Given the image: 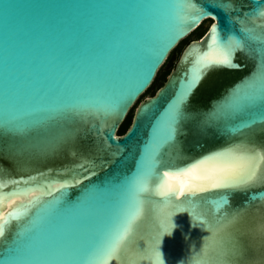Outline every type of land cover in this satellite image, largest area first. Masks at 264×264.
<instances>
[{"label":"water","instance_id":"95a60500","mask_svg":"<svg viewBox=\"0 0 264 264\" xmlns=\"http://www.w3.org/2000/svg\"><path fill=\"white\" fill-rule=\"evenodd\" d=\"M262 12L264 0H0V178L23 181L0 185L16 193L0 216L20 213L0 264H264V198L253 195L264 164L237 189L193 192L209 181L174 175L264 150ZM237 41L231 63L204 69L178 103L204 58ZM168 184L177 189L165 196Z\"/></svg>","mask_w":264,"mask_h":264},{"label":"snow or ice","instance_id":"6c2138e0","mask_svg":"<svg viewBox=\"0 0 264 264\" xmlns=\"http://www.w3.org/2000/svg\"><path fill=\"white\" fill-rule=\"evenodd\" d=\"M261 17H264V12L259 14ZM212 43L216 42V33H215V26H213V31L210 37ZM242 47L241 42L237 41L234 47H227L224 51L220 54L219 58H213L210 54L205 57L204 59L210 61L211 63H203L200 67L197 68L196 72L192 75L191 79L185 86L187 91H183L179 98L178 103H182L184 97L188 94V92L196 86L198 81L200 80L204 69L210 67L212 64L215 65H228L231 63V55L235 48ZM146 86V84H145ZM142 90V89H141ZM82 102V101H81ZM81 102H73L68 104L67 106H76L78 103ZM94 103H100L93 101ZM225 153H218L214 156L207 157L203 160H199L195 163H192L190 166L178 169L174 175L179 177L183 175L193 176L195 179L206 180L209 181L206 185H194L190 191L193 192H207L215 189H237L246 184L251 183L252 180L255 179L257 176V172L260 169V165L264 164V150L256 149L254 151H246L236 154L229 150L228 155V162L223 166H213L211 168L206 167L209 160H217L224 157ZM204 171L207 174L201 176L200 173ZM23 181L17 180H4L0 178V185L8 186L9 184H20ZM167 190L163 192V195L167 196L172 192H175L177 189V185L168 184ZM182 194V193H181ZM16 195L15 192L13 193H0V206H2L10 196ZM256 198H264V193H254L253 194ZM20 216V213L17 212H10L7 216H0V238H2L5 234V225L9 224L11 220H16ZM11 218V219H10ZM135 221H133V224ZM131 235V230L127 232L125 235L123 232L115 237L108 248V254L111 256V253H119L126 245L127 240ZM158 256V252H157ZM114 258V257H112ZM102 264H106V262H102Z\"/></svg>","mask_w":264,"mask_h":264},{"label":"rangeland","instance_id":"374dc122","mask_svg":"<svg viewBox=\"0 0 264 264\" xmlns=\"http://www.w3.org/2000/svg\"><path fill=\"white\" fill-rule=\"evenodd\" d=\"M211 24V21H206L201 28L205 31H207L209 25ZM193 37H188V40H193ZM186 46V44H184L183 46H181V49L179 50L178 53H176V51H173L167 62L165 63V65H163V67L159 70L157 77L155 79V82L153 83V85L151 86V88L149 89V91H147V93H145L142 97H140L139 101H137V103L134 105V107L130 110L129 116L133 119V116L135 114V111L138 107V105L144 101L147 98H151L153 97L157 90H159L163 84L165 83L166 79L168 78L169 74L171 73V71L173 70L179 56L180 53L182 52V50L184 49V47Z\"/></svg>","mask_w":264,"mask_h":264},{"label":"trees","instance_id":"16d2710c","mask_svg":"<svg viewBox=\"0 0 264 264\" xmlns=\"http://www.w3.org/2000/svg\"><path fill=\"white\" fill-rule=\"evenodd\" d=\"M205 30H203L201 28V26L195 30L189 37H193V40H188V38H186L184 41H182L179 46L174 50L176 51V53L179 52V50L181 49V46H183L184 44H188L191 41H196L199 40L204 34H205ZM181 54V53H180ZM155 82V81H154ZM149 91V90H148ZM147 93V92H146ZM132 122V118L128 115L127 118L125 119V121L122 123V125L120 126L117 135L122 136L125 134V132L128 130L129 126L131 125Z\"/></svg>","mask_w":264,"mask_h":264}]
</instances>
